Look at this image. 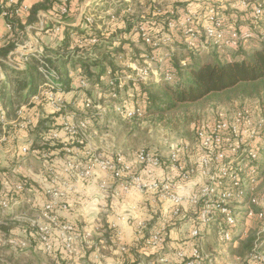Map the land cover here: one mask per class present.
<instances>
[{
    "label": "built area",
    "instance_id": "built-area-1",
    "mask_svg": "<svg viewBox=\"0 0 264 264\" xmlns=\"http://www.w3.org/2000/svg\"><path fill=\"white\" fill-rule=\"evenodd\" d=\"M172 3V7L156 6L153 9L154 17L142 19L132 27L131 34L136 37L135 43L146 47L145 53L139 56L132 54V47H129L114 54L116 67L106 71V90L98 94L99 100L85 97L80 108L76 105L80 111L73 110V104L67 101V87L63 77L48 61L44 49L37 47V39L19 43L3 62L16 71L24 70L32 59L38 62L42 81L38 91L32 95L31 102H45L52 111L53 119L59 121L62 131L83 145L90 129L87 119L91 117L103 119L105 114L111 112L110 109L129 120L146 116L143 107H132L125 98L129 86L143 84L148 87L164 83L177 87L180 78L173 68L176 55L187 56L181 64L186 69L191 63V56L217 55L232 61L243 49H260L264 46V0H172ZM0 7L2 17L6 20L30 13L26 0H0ZM71 10L70 0H62L55 16V27L49 29L41 22L38 30L59 34L65 26L64 18ZM85 23L88 28L95 26L94 16H87ZM7 27L9 31L13 30L12 24L8 22ZM33 28L34 25L20 31L19 35L23 38ZM92 42L98 44L99 40L95 38ZM177 43L181 46H177ZM89 58L98 59L94 54H90ZM80 84L83 90L89 87L87 79ZM107 99L121 104H111L107 113L106 104H102ZM26 110L27 106L18 110L20 130L34 124L32 118L24 117ZM0 121H6L3 108H0ZM192 127L196 141L172 143L166 160L161 155L141 150L134 153V161H128L125 155H119L114 161L92 154L89 150L88 164L84 168L78 160L65 161L63 169L79 172L82 180L100 169L120 180L125 192L131 188L140 192L155 189L157 199L167 201L174 222L180 221V218L186 219L184 205L190 204L198 210L190 229L191 238L197 242L190 250L176 251L177 263L173 262L167 252L168 224L160 222L146 235L144 232L147 225L139 222L136 234L143 241L144 253L139 254L135 264H223L218 251H204L202 244L206 233L213 230L217 233L216 243L219 247H236L240 236L247 229V222L255 221L264 230V99L220 107L207 117L195 120ZM53 137L58 139L59 133L54 132ZM2 142L4 138L0 139V144ZM22 151L24 155H39V150L31 143ZM67 153L71 154V151L67 150ZM44 157L47 158V154ZM136 166L142 169L148 179L137 171ZM157 171H162L160 180L153 178ZM199 172L207 185L196 192L197 195L188 193L185 197L177 192V183H187ZM16 189L22 191L23 184H18ZM164 191L166 197L162 195ZM0 195V212L11 211V202L3 198L4 192ZM49 195L51 199L41 212V218L46 222L42 224L31 221L39 229L42 248L49 253L53 251L52 233L56 229L60 232L65 251L70 256H78L76 243L81 237L91 241L92 234L86 233L83 236L72 223L59 222L53 211L66 193L51 192ZM112 228H117V225L113 224ZM118 241H121L120 235ZM5 244L20 248L27 246L26 241L0 230V245ZM121 250L126 251V247H121ZM246 260L247 264H264L261 245L255 243Z\"/></svg>",
    "mask_w": 264,
    "mask_h": 264
},
{
    "label": "crops",
    "instance_id": "crops-1",
    "mask_svg": "<svg viewBox=\"0 0 264 264\" xmlns=\"http://www.w3.org/2000/svg\"><path fill=\"white\" fill-rule=\"evenodd\" d=\"M26 2L31 8L36 4L35 0H26ZM163 2L164 0H70L72 10L70 14L64 18L65 26L62 28L61 32L53 35L48 31H39L38 26L41 22H44L49 29L55 27V16L62 5V0H56L53 7H50V9L46 11L40 10L38 12L35 23L28 24V18H20L19 22L22 20L20 23L24 26L23 29L26 30L28 27L34 25V28L31 29L30 32H26L23 38L19 35V30H16L17 37H14L13 40V36L8 38L9 29L7 27V20L1 16L0 48L3 46L5 40L15 41L17 46L23 41L37 39L39 41L37 47L44 49L48 61L60 70L67 89H70L69 92H67V99L73 104L74 108L72 109L80 111L76 105L80 108L85 97L99 100L98 94L106 90L104 75L107 69L116 67L114 54H119L130 46H132L133 49H135V46H140V44L135 43L136 37L131 34L132 27L142 19L154 17L153 9L156 6H161ZM163 6L170 7L171 2ZM91 15L94 16L95 26L88 28L85 19L87 16ZM95 38L99 40L98 44L92 42ZM80 40H82V43ZM90 54L96 55L98 59L93 60L89 58ZM3 60L4 59L0 58V85L12 80L16 76V74L7 70H10L8 65L5 64L4 67H6V69H4L1 65ZM87 77H90L92 80V83L90 82L92 85H89L86 92L83 91L82 88L80 91H77L78 87L81 86L80 82L87 79ZM30 88L23 91V96L26 97L27 100L29 99V102H31V97L34 94V92H31ZM13 94L14 93L3 92L0 86V108H3L6 113V121L4 123L0 121V139L4 138V142L0 144V170L6 169L14 173L13 175L0 174V194L5 191L7 186L10 187L13 185L17 187L18 184H22L20 183V178L25 174L23 176L24 178H28L25 179L28 180L30 186H24V193L21 195V198L11 202L13 205L11 210L12 212L13 209L17 211V208L24 203L31 206L34 211L41 213L47 202L51 199V196L48 193L46 194L47 185L54 180L51 179L50 181L45 173L47 172L45 165L46 161L48 160L51 162V166L62 169L65 161L78 160L84 168L89 160V146L88 142H85L83 145H77L78 143H76L75 138L64 133L62 127L59 126L55 131L59 132L60 139L63 141L65 140V143L61 141L58 145H56L57 143L48 144L50 147L58 146L59 149L54 150L51 148V152L46 153V149H43V146L46 145L45 140L47 139V137L46 139L44 138V133L48 126L50 127L53 125L54 116L50 114L48 107L42 105L34 106L32 109L26 110L24 114V117L32 118L34 124L24 130H20L18 123L21 119L18 116V110L22 106L16 111L15 108L10 107V101L15 99ZM224 103V107L231 106L230 104L227 105L228 102ZM89 119L95 121L96 118L91 117ZM39 120L42 122L39 123ZM92 134L90 128L87 135ZM65 137L71 138V143H69V140L65 139ZM15 138L22 139L23 143L19 144V146L16 145L18 143L15 141ZM28 143H31L34 148L39 150V155L23 154L22 150ZM41 150H43V152ZM67 150H70L71 154H68ZM19 153L24 157L23 160H18L20 157ZM45 153L47 154V158L44 157ZM36 163L39 164V167L35 166ZM96 174L89 179H83L81 184L77 185L75 189L66 193L65 197L61 199L65 201V204L59 209L56 207L55 216L61 223L65 220L73 224L79 222L80 230L82 229L81 231L83 233L89 231L92 234L91 240H93L95 236L97 237L98 233H105V228L108 232H113L117 240L120 235L121 241H118V244L114 243L116 241H105L102 237L100 240L103 241L100 243H93L92 247H90L93 251L91 255V262L93 264H133V262L137 260V255L142 252L144 253L143 241L136 234L137 224L139 222H144L147 225L144 233L149 235L150 232L160 224V218L156 216L154 219H150L145 208L141 206L142 202L139 200L143 199V196H140L143 193L138 191H129L126 193L122 191L120 195L116 193V195L112 194L111 197V194L109 195L107 192V190L111 188L109 187L111 183L110 177H108L106 173L102 175L100 172L99 176ZM104 184L107 185L106 189L102 188ZM34 185H38L39 189H43V191H37ZM262 187H264V174ZM132 195H136V197ZM110 199L116 204L117 208L115 211L116 215L118 214L119 216L110 215L113 213L108 206V201H110ZM16 205L18 207H16ZM189 214L190 215H187V217L191 216V213ZM187 217L185 220H187ZM41 220L43 219L41 218ZM113 224H116L117 228H112ZM174 224L176 223L172 225ZM180 224L179 227H176L170 233L169 238H171V240L167 244L169 257H171L175 263H177L175 258L177 250H190L191 248L188 242V239L191 238L189 234L191 228L186 226L184 220L180 221ZM149 226L152 227L149 228ZM19 230L22 231V226L19 229H11L10 232L15 236L25 239L22 232L18 234L20 232ZM105 235L106 237L108 236L107 233H105ZM133 236L137 238L136 241L134 239L133 245H128V243H131V240L133 241ZM16 239L21 240L19 238ZM84 240L86 241V239ZM103 244L106 247H104ZM122 245L126 247V251L121 250ZM60 246L63 248L62 245ZM128 246L133 247V249L128 250L131 248ZM109 247L116 248L118 255L110 254ZM79 258L70 256V259L76 262Z\"/></svg>",
    "mask_w": 264,
    "mask_h": 264
},
{
    "label": "rangeland",
    "instance_id": "rangeland-1",
    "mask_svg": "<svg viewBox=\"0 0 264 264\" xmlns=\"http://www.w3.org/2000/svg\"><path fill=\"white\" fill-rule=\"evenodd\" d=\"M171 2L172 7V0H164L163 5H167ZM175 5V4H174ZM176 8V5H175ZM130 46V45H129ZM177 46H181L177 43ZM132 47V46H130ZM264 47V46H263ZM130 53H134L136 55H140L141 53H145L146 47L143 45L135 46V49L133 47L131 48ZM212 56H201L199 57V60L196 61V64H199L203 61L212 60ZM184 85V84H183ZM242 91V90H240ZM245 94L243 92L232 94V97H235V99L232 102L227 103L229 104H244V103H250L257 100H263L264 99V81L259 82L256 84V87L248 86V88L245 89ZM244 96H247L246 98H243ZM238 97L240 99H238ZM124 101V100H123ZM224 102H222L220 99H209L206 101V103L203 104H196V105H186L182 106L178 110L168 113V114H158V113H152V114H146L143 118L133 119L129 120L123 117L120 113L114 111V109H110L111 104L114 106H119L121 103L118 102L115 104L114 102H111L110 99H107V101L103 102L102 104H106L105 108L107 109V113H109V109L111 112L108 115H104L103 119H95L94 125L91 128L92 135H87V140L89 150L92 154H95L97 156L107 157L110 160H116L119 155H125L126 159L128 161H134V153L145 150L151 153H156L158 155H161L165 160L167 158V154L169 152V147L172 143H193L195 142V133L192 127V124L195 120L203 117H207L210 112H213L220 108V106L224 105ZM102 105V107L104 106ZM78 106V105H77ZM109 108V109H108ZM55 123H58L59 121L53 119ZM42 122L39 120V123ZM40 125V124H39ZM49 127V126H48ZM54 133V132H53ZM52 138L54 139L53 135ZM18 145L22 144V139L15 138ZM35 139V138H34ZM81 145V144H77ZM20 157L18 158L23 160V156L19 153ZM46 168L47 172L46 175L50 179H54L52 183H49L46 188V194L52 193H67L77 187V185L81 184L83 181L79 175L80 173L74 171V172H67L65 169H57L55 166H51L52 163L48 160L46 161ZM36 167H39V164H35ZM137 171L139 173L143 174L142 169L139 168V166H136ZM83 169V168H82ZM100 172L102 175L106 173L108 177H110L111 183L109 184L111 188L107 190L109 195L118 193L120 195V192L124 191L122 187V183L120 180L115 179L111 173L104 172L100 169H97L93 171L94 176L96 173L97 176L100 175ZM104 172V173H102ZM164 173V172H163ZM0 174H10L13 175L14 173L11 171H8L6 169H1ZM25 175V174H23ZM21 176V178L24 176ZM145 176V175H144ZM27 178V177H25ZM90 178V177H89ZM86 178V179H89ZM146 179H148L145 176ZM156 180H160L162 178V171H157L155 175L153 176ZM28 179V178H27ZM26 179V180H27ZM81 180V181H78ZM150 180H152L150 178ZM79 182V183H78ZM17 185V184H16ZM204 185H207V182L201 178L200 172L197 173L192 177V180L187 183H177V192L180 193L182 196L188 195V193H198L200 189ZM37 191H43V189H39L38 185H34ZM102 188L106 189L107 185H102ZM130 191H138L136 188H131ZM125 192V191H124ZM155 189H150L143 191V193L140 196H143L142 200H139L142 202L141 206L145 208L146 212L149 214L150 219H154L156 216H159L161 222L167 223L169 226L168 230V236H167V242L171 240L170 233L173 229L176 227H179L180 221L172 220V216L169 213V205L167 204V201L164 199L159 198V201L157 199ZM127 193V192H126ZM162 194V193H161ZM163 196H167V193L164 191L162 194ZM197 195V194H195ZM136 197V195H132ZM186 197V196H185ZM121 198V197H120ZM120 202V200H119ZM108 206L113 212L110 214L111 216H119L116 215L115 209L116 204L113 200L110 199L108 201ZM16 207H18L16 205ZM28 204H21L19 208H17V211L13 209V212H0V224L3 225L6 221L11 222L12 226H14L15 229L21 228L24 224L28 223L29 221H36L40 223H44L45 219L41 220V213H38L32 209V207ZM187 211V212H186ZM198 210L194 208V206L190 204L184 205V213L185 215H190L187 220L183 219L186 223V226L192 227L194 224V221L197 217L196 212ZM189 212V213H188ZM17 213V214H14ZM193 213V214H192ZM110 216V217H111ZM190 219V220H189ZM69 221L67 220L66 223ZM63 223V222H62ZM173 223H176L172 225ZM190 223V224H189ZM15 224V225H14ZM73 224V223H72ZM80 223L76 222V224H73L77 227L80 234L83 236L86 233H83L80 230ZM5 225V224H4ZM6 226V225H5ZM8 227V226H6ZM79 227V228H78ZM152 226H149V228ZM246 231L242 233V236H240V239L238 240V244L234 248L233 246H223L219 247L216 243L217 239V233L211 231L210 233H206L205 241L203 242L202 246L204 251L212 252L218 251L220 256L219 258L222 259L223 264H247L246 258L251 253L253 247L249 249H244L245 255L247 257L244 259L243 256H239L237 254V250L239 247L244 245V241H246L248 238H254L253 244L258 243L261 245V248L264 250V230L262 229L261 225L255 221H249L247 222ZM105 233H107V237L105 233H98L97 237L93 238L91 240L92 242L86 241L81 237L77 244V247L79 249V255L75 256L76 258H79L77 262L75 260L69 259V261L61 259L60 255L58 256L57 253H49L45 251L41 246H39L38 242L32 241L31 243L28 242L26 239H22L18 236H15L16 238L21 239V241H26L27 246L26 248H14L11 246L0 245V264H93L91 262V255H92V247L93 243H100L103 240H100L101 237L107 241H116L114 243H119L118 240L115 237V234L113 232H108L105 228ZM87 233H90L89 231ZM104 236V237H103ZM133 241L131 240V243H128V245H133L134 239L136 241L137 238L134 236L132 237ZM52 241L55 247V244L62 245V240L60 238V232L56 229L53 230L52 233ZM243 241V242H242ZM90 242V243H87ZM242 242V243H241ZM89 244V245H88ZM104 245V244H103ZM116 245V244H115ZM241 245V246H240ZM117 246V245H116ZM128 246V247H131ZM61 247V246H60ZM104 247H106L104 245ZM118 247V246H117ZM123 247V245L121 246ZM106 249V248H105ZM111 249V250H110ZM133 247L129 248L128 250H132ZM141 250V249H139ZM110 254L118 255L116 248L109 247ZM67 253V252H66ZM68 254V253H67ZM141 255V254H140ZM140 255H137V258H139ZM146 257H149L150 255L143 254ZM220 259V260H221ZM76 262V263H75Z\"/></svg>",
    "mask_w": 264,
    "mask_h": 264
},
{
    "label": "trees",
    "instance_id": "trees-1",
    "mask_svg": "<svg viewBox=\"0 0 264 264\" xmlns=\"http://www.w3.org/2000/svg\"><path fill=\"white\" fill-rule=\"evenodd\" d=\"M36 4L31 8L30 13L27 15H23L19 18H8L7 22L12 24L13 30L9 31L7 37H17V31H22L23 25L19 22L20 18H28V24L35 23L37 20V14L40 10L46 11L50 9V7L54 6L56 0H35ZM28 4V3H27ZM29 5V4H28ZM30 6V5H29ZM2 16V11L0 7V17ZM16 48V42L14 41H6L4 42L3 46L0 48V58L6 59L11 52H13ZM212 56V60L203 61L199 64H196V61L199 60V57L191 56V63L189 67L183 69L181 64L182 61L187 59L185 55H176L173 59L174 61V71L180 78V84L177 87L168 84H157L153 86L146 87L145 85L139 86H129L125 91V98L128 99L129 105L132 107H143L146 114L158 113V114H168L174 112L181 108L182 106L186 105H196V104H203L206 103L209 99H220L222 102H232L235 97H232V94H236L237 92H243L244 94L245 89L248 86L256 87V84L259 82L264 81V48L260 49H251L246 48L241 50L238 53V56L232 60L227 61L222 59L217 55H209ZM211 57V58H212ZM1 65L4 67L5 63L2 62ZM54 66V65H53ZM55 67V66H54ZM56 68V67H55ZM6 69V67H4ZM59 73L61 74L60 70L56 68ZM8 71L16 74V76L10 80L5 82L4 84L0 85L1 90L3 92L14 93L15 99H12L9 103L11 108H15V111L18 110L21 106L26 105L27 110L34 108V106L42 105L47 107L45 102L41 103H34L29 102L26 97L23 96V91L27 88H30L31 92L36 93L38 91L39 85L42 81L41 74L39 72V64L35 59H32L26 66V68L22 71H16L12 68L7 69ZM106 75V73H105ZM104 75V76H105ZM103 76V75H102ZM88 84L92 83L90 77H87ZM91 80V81H90ZM184 84V85H183ZM81 86L78 87L77 91L81 90ZM70 90V89H69ZM67 89L66 91L69 92ZM83 90V89H82ZM87 90V89H86ZM86 90H83L86 92ZM242 90V91H240ZM68 94V93H67ZM244 96L243 98H246ZM234 98V99H233ZM67 99V95H66ZM238 99H240L238 97ZM67 101H69L67 99ZM224 104V103H223ZM238 103L230 104L236 105ZM225 105V104H224ZM220 107H224L223 105ZM49 109V108H48ZM51 115V109L48 110ZM89 121V126L92 127L94 125V120L87 119ZM53 125L45 129L44 138L45 144L43 149H46V153L51 152V148L54 150H58V146L50 147L48 144L65 143L62 139H60V135L58 139H53V131L56 132L59 128V124L52 122ZM0 132H1V125H0ZM59 133V132H58ZM67 136V135H66ZM68 139L69 143H71V138L65 137ZM68 144V143H67ZM43 152V150H41ZM45 153V154H46ZM23 186L28 187V180L25 178H20ZM1 192V191H0ZM24 193L23 191H18L16 187L11 185L10 187L7 186L4 191L3 198L8 200L9 202H13L14 200L20 199L21 195ZM65 201H60L57 208L63 207ZM55 213V210L53 211ZM187 217V215H186ZM60 218V217H59ZM180 218L179 220H181ZM188 219V217H187ZM62 221V219L60 218ZM190 220V219H189ZM183 221V219H182ZM67 221H63L66 223ZM8 226V227H6ZM3 225L0 226V230L5 232L8 235H13L10 231L14 229V226L11 225V222L8 223L6 221ZM190 224V223H189ZM20 231V230H19ZM38 227L33 226L32 222L29 221L28 223L22 226V235L28 242H38L39 246H41L40 238L38 234ZM190 234V232H189ZM23 237V238H24ZM254 238H248L244 241V245H240L239 249L237 250V254L239 256H243L244 259L247 257L244 256L245 252L244 249H251L254 245L253 241ZM188 242L190 246L194 245L197 241L196 239L189 238ZM243 242V241H242ZM241 242V243H242ZM188 244V245H189ZM230 246V245H229ZM188 247V246H187ZM17 248V247H14ZM53 253H57V255L61 257V259L69 261L70 256L66 253L65 249L60 247L59 244H55L53 248ZM135 264V262H133Z\"/></svg>",
    "mask_w": 264,
    "mask_h": 264
}]
</instances>
